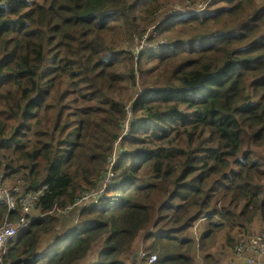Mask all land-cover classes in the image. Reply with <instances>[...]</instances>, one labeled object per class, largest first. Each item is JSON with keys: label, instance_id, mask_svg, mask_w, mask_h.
Here are the masks:
<instances>
[{"label": "trees", "instance_id": "1", "mask_svg": "<svg viewBox=\"0 0 264 264\" xmlns=\"http://www.w3.org/2000/svg\"><path fill=\"white\" fill-rule=\"evenodd\" d=\"M162 1L0 0V158L8 180L46 185L41 216L8 243L3 264H70L100 239L98 264H125L150 225L142 257L192 264L181 248L193 238L176 235L200 218L202 238L264 223V162L253 151H264V0L158 22ZM151 27L165 41L135 62L115 48ZM129 101L135 121L101 204L40 245L59 227L55 210L100 182ZM17 217L0 204V219Z\"/></svg>", "mask_w": 264, "mask_h": 264}, {"label": "built area", "instance_id": "2", "mask_svg": "<svg viewBox=\"0 0 264 264\" xmlns=\"http://www.w3.org/2000/svg\"><path fill=\"white\" fill-rule=\"evenodd\" d=\"M216 0H208L204 7L190 9L188 11L176 10L170 15H188L193 13H204ZM153 30V28H152ZM154 31V30H153ZM144 35L138 40H143ZM162 43V42H161ZM156 43L155 45H157ZM154 46V48H158ZM141 49V46H140ZM115 156H112L110 167L105 170V177L96 187L83 192L71 205L62 210L66 213L74 210L77 214L83 209L94 207L100 204L106 189L110 186L113 173L111 165ZM6 179L0 174V204H5L8 211L18 210L20 215L15 221H0V261L6 252L7 244L16 239L17 235L27 229L29 223L34 219L32 213L39 197L46 190V185L37 188L30 187L23 179L13 181L12 185L5 184ZM232 245V260L228 264L241 262L242 264H264V232L240 231ZM143 252L140 253L139 264H155L158 257L151 254L146 259Z\"/></svg>", "mask_w": 264, "mask_h": 264}, {"label": "rangeland", "instance_id": "3", "mask_svg": "<svg viewBox=\"0 0 264 264\" xmlns=\"http://www.w3.org/2000/svg\"><path fill=\"white\" fill-rule=\"evenodd\" d=\"M208 0H164L162 1L161 3V9L158 11V14H157V17H158V22L162 21V20H165L167 17H170L172 15L173 12H175L176 10H183V11H188L190 9H193V7L195 8H200V7H204L205 3L207 2ZM225 7V0H218L216 1L212 7L209 8V10H214V9H220V8H223ZM208 9V7L206 8ZM171 19V18H170ZM169 20V19H168ZM113 30L109 31L107 34H106V39L109 40L110 38H113L115 37L113 34H112ZM155 32L152 30V28H149L148 31L146 32V34L144 35V39L143 40H138L139 36L142 35V34H130L129 36H121L122 37V40L121 38L118 39V43L116 44L115 48L116 49H120L121 51L125 52L126 54L127 53H130V55L133 57V62H135V59L138 58V56L140 55L141 52H144L145 50H148V48L151 46V45H155V43H161V42H164L165 39L162 38V37H157V36H154ZM154 36V38L152 36ZM149 36H151L153 39H154V42L153 43H148L146 41V38H148ZM140 46H141V49H140ZM136 67V65H135ZM134 90V93L132 94V97H135L137 96L138 94L142 93V89H140V86H137L136 88L133 89ZM131 102L132 101H129L127 102L126 104L130 107L131 106ZM130 120H134L135 121V116L133 113H131L130 115ZM129 127H130V124H129V116L128 118L125 120L124 122V133H122L119 138H118V141H120L123 137L126 136V134L128 133L129 131ZM246 147H249V144L246 145ZM255 156H254V160H257L258 162L262 163L264 162V151L261 149V148H254L253 149ZM115 156V159H114V163L115 161L118 159L119 155L118 154V150L116 149L114 154ZM112 162V157H111V160L109 162V166L108 168L110 167V163ZM0 163H1V166H2V169L4 171V167H5V162L3 161L2 158H0ZM113 163V164H114ZM106 168H104L102 170V174H103V171L105 170ZM149 180H152L150 179V177H148L146 179V182H148ZM5 184L6 185H12L13 184V181L11 180H6L5 181ZM261 190L263 189V196H264V182H260L259 184ZM264 198V197H262ZM56 216V214H54ZM159 216L157 214V212L154 213V216L152 218V222L155 223V220L157 217ZM59 217V221H58V225L59 228L61 230H68L71 226H73L76 222V214H72L70 216H58ZM202 223V222H201ZM253 223V224H252ZM251 223V225L249 226H246V227H243V228H247L246 231L248 232H264V223L261 221V219L259 218V216H256L254 221ZM224 224H227L224 222ZM151 227V225H150ZM228 225L223 227L221 230L219 231H215V229H213L212 231L209 232V236L207 238H201L200 241L198 240V237H196V242L199 244V247L203 248V247H207L209 245H212L214 243L215 247L217 246V248H219L220 251H225V252H222V255L224 257V260L228 257L227 255L229 254V248L232 247V244L233 242L230 243L231 241V238H233L234 240L237 238L238 235L235 236V232L236 230H238L240 227H235L233 229V231H229L228 230ZM149 232L153 233L154 232V228H149L147 229ZM146 230V231H147ZM146 231H143L142 233H145ZM190 231L191 232V228L190 229H186L184 230L183 232H181V234H177L176 236H178V238H182L184 236V234H186V232ZM58 233H61V231L57 230ZM182 236V237H181ZM192 236V235H191ZM232 236V237H231ZM53 241V240H52ZM51 241V242H52ZM99 240L96 241V243H98ZM95 243V244H96ZM44 244V241L41 240L40 242V245H43ZM225 247H227V249L225 250ZM222 248V249H221ZM182 250H185V253L186 252H191L192 249H193V244L192 246L188 249V246L185 247V248H181ZM93 252H96L94 251L93 249ZM130 253L127 252V253H124L122 254L119 258L121 260H123V262L128 258V254ZM232 253V251L230 252V254ZM96 254V253H95ZM196 254V252H195ZM4 256L1 258V261H0V264H3V261H4ZM91 257L89 256L86 261H91ZM85 261V262H86ZM230 260L228 259L227 261H225L226 263H228ZM45 261L44 259H41L40 262L36 263V264H44ZM224 263V264H226ZM75 264H81V263H75ZM206 264V263H204ZM208 264H221V263H218V262H208ZM236 264H242L241 262H237Z\"/></svg>", "mask_w": 264, "mask_h": 264}, {"label": "crops", "instance_id": "4", "mask_svg": "<svg viewBox=\"0 0 264 264\" xmlns=\"http://www.w3.org/2000/svg\"><path fill=\"white\" fill-rule=\"evenodd\" d=\"M202 227H203V222L202 223L199 222L196 225L193 224V226L191 227V232L188 231L186 232V234H184V236L192 235L191 238H193V241H192L193 249L190 252V256H189L192 259V264H204V263L208 264V262H211V261H213L214 263L218 262V263L224 264L226 263L225 261H227L228 259L231 261L232 256L230 254V248L228 249L229 250V254L227 255L228 257H226L227 260L226 259L224 260L222 252H225V251H220L219 248H217V246L215 247L214 243L207 247H203V248L199 247V244L196 242V237H198V240L200 241V239L202 238V235H204V233H207L206 227L205 228H202ZM143 237L144 236L140 235L134 240L130 248V253L128 254V258L124 261L125 264H138L139 263V258L137 257V253L140 249L144 250L147 247V244L143 241ZM93 249L91 250L89 255L93 263H95L96 255L93 252ZM226 249L227 247H225V250ZM159 264H166V263H159ZM234 264H236V262H234Z\"/></svg>", "mask_w": 264, "mask_h": 264}, {"label": "clouds", "instance_id": "5", "mask_svg": "<svg viewBox=\"0 0 264 264\" xmlns=\"http://www.w3.org/2000/svg\"><path fill=\"white\" fill-rule=\"evenodd\" d=\"M216 1H218V0H216ZM215 1V2H216ZM214 2V3H215ZM213 3V4H214ZM212 4V5H213ZM212 5L210 6V7H212ZM209 7V8H210ZM209 8L206 10V12H204L203 14H205V13H207V12H209V11H211V10H209ZM215 10V9H214ZM151 28H153V30H154V27H151ZM131 113H132V110H131V106L129 107L127 104H125V106H124V119H123V121H122V124H121V128H122V133H124V122H125V120L128 118V116H129V123L132 121V120H130V115H131ZM121 133V134H122ZM118 138H119V136H118ZM118 138L116 139V141H115V143H114V151H113V153H112V155L109 157V159H108V166H109V162H110V160H111V157L112 156H114L113 154H114V152H115V150L117 149V146H118V144H119V142L120 141H118ZM113 163H114V160H113ZM113 163H112V165H111V168H112V166H113ZM108 168V167H107ZM103 173H105V171L103 172ZM0 174L4 177V179H6V180H8V178L6 177V175L4 174V171H3V169H2V166H1V169H0ZM105 177V176H104ZM101 178H102V175H101ZM112 178H113V176H112ZM21 179H23V178H21ZM24 180V179H23ZM101 180V179H100ZM25 181V180H24ZM26 182V181H25ZM111 182H112V180H111ZM29 186H30V184L28 183V182H26ZM111 184V183H110ZM107 190V189H106ZM104 198V197H103ZM103 200V199H102ZM102 200H101V202H102ZM101 202H100V204H101ZM99 204V205H100ZM69 205H71V204H69ZM6 206V205H5ZM68 206V205H67ZM98 206V205H97ZM66 207V206H65ZM64 207V208H65ZM95 207V206H94ZM7 208V207H6ZM64 208L63 209H59V210H55V214H56V216H58V214H61L63 217H65V216H70V215H72V214H76V222H75V224L73 225V226H71L67 231L66 230H61L59 227H57V228H54V230L52 231V233L50 234V235H48V236H46L45 237V239H44V247H47V246H49L50 245V243H51V241L53 240H51V236L52 235H54V234H57V235H62V234H64V233H67L72 227H74L76 224H77V220H78V217H79V215H80V213H76L74 210H72V211H69V212H66V213H62L61 211L62 210H64ZM8 210V209H7ZM84 210V209H83ZM17 212H18V217H19V215H20V213H19V211L18 210H16ZM9 212V211H8ZM15 212V211H14ZM32 213H33V215L35 216L34 217V219L32 220V221H34L35 219H37V218H39L41 215H39V212H37V209H33V211H32ZM17 217V218H18ZM17 218L16 219H14V220H11V219H8V218H1L0 219V221H2V220H10V221H15V220H17ZM204 219L203 218H200L198 221H196V222H194L193 224H197V223H199V222H202ZM31 221V222H32ZM30 222V223H31ZM29 223V224H30ZM193 226V225H192ZM28 228V227H27ZM151 228V227H150ZM26 230V229H25ZM57 230H59V231H61V233H58L57 232ZM240 231H246V230H244V229H238V230H236V232L234 233L235 234V236L240 232ZM143 232V231H142ZM142 232H140L137 236H136V238L138 237V236H140V235H142V236H145L149 231L147 230L145 233H142ZM50 238V239H49ZM135 238V239H136ZM144 238V237H143ZM134 239V240H135ZM14 241V240H13ZM10 242H12V241H10ZM50 242V243H49ZM103 239H100L99 240V242L98 243H96V242H94L93 244H92V247L90 248L91 250L93 249V247H94V251H96V252H94V253H96L95 255H96V259H95V263H93V261L91 260V261H86V259L90 256L89 254H88V256L86 257V258H84V259H79V260H76V261H74V262H72V263H70V264H75L76 262L78 263H81V264H98V255L101 253V251L104 249V247H103ZM96 243V244H95ZM233 245V244H232ZM7 246H8V244H7ZM42 250V249H41ZM91 250H90V252H91ZM230 250L232 251V247L230 248ZM6 251H7V247H6ZM230 251V252H231ZM143 252V249H140L139 251H138V253H137V257L138 258H140V253H142ZM5 254H6V252H5ZM5 254H4V256H5ZM153 254H155V253H153ZM151 255V254H150ZM149 255V256H150ZM156 256H157V254H155ZM148 256V257H149ZM231 256H232V253H231ZM82 260V261H81ZM86 261V262H85ZM157 261H158V259H157ZM237 263V262H236ZM139 264V263H138ZM228 264V263H227Z\"/></svg>", "mask_w": 264, "mask_h": 264}, {"label": "water", "instance_id": "6", "mask_svg": "<svg viewBox=\"0 0 264 264\" xmlns=\"http://www.w3.org/2000/svg\"><path fill=\"white\" fill-rule=\"evenodd\" d=\"M104 176H105V173L102 174V179L104 178Z\"/></svg>", "mask_w": 264, "mask_h": 264}]
</instances>
